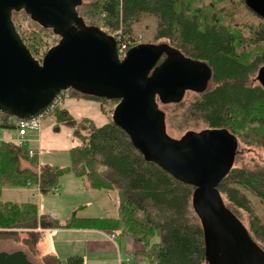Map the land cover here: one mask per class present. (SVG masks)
<instances>
[{
  "label": "trees",
  "instance_id": "obj_1",
  "mask_svg": "<svg viewBox=\"0 0 264 264\" xmlns=\"http://www.w3.org/2000/svg\"><path fill=\"white\" fill-rule=\"evenodd\" d=\"M198 1L89 0L86 3L81 0L77 9L84 19L85 28H99L109 35L121 32L126 41L133 35L143 38L142 34H132V27L146 22V17L151 16L156 22L151 26L155 41L141 43L168 46L188 62L206 65L212 70V76L204 87L187 90L179 101H165L158 96L169 136L168 117L163 106L175 105L182 107L186 121L193 118L203 121L206 129L202 131L224 129L237 139L239 145L240 140L245 142L250 135L264 148V87L260 82L259 85L248 83L255 74L258 81L259 70L264 65L247 57L250 52L245 50V36L234 33L225 25H218L211 15L201 12ZM242 2L249 11L264 20V15L252 9L247 0ZM22 12L42 28L49 29L25 10ZM16 13L13 12V18ZM122 27H125L124 31H121ZM49 30L61 39L59 32ZM253 35L254 42H264V27L263 30L254 31ZM20 36L39 61L51 49L44 53L43 58H39L35 36ZM240 46L244 48L242 51H239ZM213 83L215 87H211ZM189 92L197 95L190 102L185 101ZM59 97L61 100L95 102L101 106L104 115L107 114L104 107L109 103H115L116 106L119 103L117 98L80 88H70ZM61 100L50 112L55 118L56 132L67 127L72 130L73 137L82 141L80 145L70 148L71 166L44 164L37 171L36 159L30 156L29 149H23L14 141H0V186L22 187L34 181L40 185L41 192L46 193L54 190L64 172H73L87 178L93 188L119 191L123 198V222L138 241L148 245L149 264H206L204 226L194 206L196 186L147 160L130 134L114 121L115 109L109 118L111 121L96 125L94 118L89 116L81 119L75 117L71 110L62 106ZM0 117V127L18 128V118L3 112H0ZM23 162H26V166H23ZM242 189L250 191L264 202V168L240 167L234 162L216 186L223 201L227 197L233 205L251 212L249 200ZM82 222L75 223L73 220L67 226L82 225ZM105 222L112 228L120 225L119 219ZM259 224L256 222L252 225L254 235L246 228L253 240L262 246L258 240L264 244V226ZM40 226L44 229L61 227L57 220L40 216L38 206L33 202L0 203V240L21 239L17 229H37ZM30 236L34 237L32 244L37 245L40 235L30 234L31 244ZM149 249L152 256L149 255ZM43 260L44 264H63L57 256H44ZM0 264L33 263L23 251H0ZM68 264H83V260L71 257Z\"/></svg>",
  "mask_w": 264,
  "mask_h": 264
},
{
  "label": "water",
  "instance_id": "obj_2",
  "mask_svg": "<svg viewBox=\"0 0 264 264\" xmlns=\"http://www.w3.org/2000/svg\"><path fill=\"white\" fill-rule=\"evenodd\" d=\"M80 3L0 0V112L35 118L70 88L117 98L113 119L145 158L196 186L194 206L204 226L208 264H242V256H254L248 264H264V248L216 190L235 162L237 139L217 128L173 138L160 111L158 96L179 101L187 90L204 87L212 70L164 45L138 44L121 58L115 36L84 27ZM247 3L264 15V0ZM22 10L62 36L42 61L34 58L14 24L13 12ZM258 81L264 87V67Z\"/></svg>",
  "mask_w": 264,
  "mask_h": 264
},
{
  "label": "rangeland",
  "instance_id": "obj_3",
  "mask_svg": "<svg viewBox=\"0 0 264 264\" xmlns=\"http://www.w3.org/2000/svg\"><path fill=\"white\" fill-rule=\"evenodd\" d=\"M85 2L89 3V0H85ZM197 6L201 7L202 13L211 15L218 25H225L227 28L233 30L234 33L238 32L237 34L245 36V50L250 52L247 57L249 59H255L261 66L264 65V42H259V40L258 42H254L253 39L254 31L263 30L264 20L249 11L245 7L242 0H200L197 2ZM88 10L93 11L90 8H88ZM153 19L154 18L151 16L146 17V22L142 21L139 24H134L131 31L132 34H142L143 38L141 35H133L130 39L140 37L143 42L155 41V37L151 33V26L153 23H156ZM13 20L20 34H26L30 37L35 36L36 45L39 48V53L37 54L39 58H43L44 53L57 45L60 41L58 37L53 35L52 31L49 29H44L38 23L31 21L22 11L17 12ZM122 28L121 31H124L125 27L123 30ZM243 49L244 48L240 46L239 51H242ZM256 76L257 74L252 76L248 83H252V85H259V81H256ZM215 86V83L211 85V87ZM196 96L197 95L195 93L189 92L185 96V101L190 102ZM68 103H70L68 99L63 102L64 105ZM73 105L75 107H72V109L77 115V118L81 119L85 116H89V118H94L96 125H103L111 121L112 119L110 120L109 118H111V115H113V111L116 107L115 103H109L106 107H104L105 111L107 112V114L104 115L101 111V106L99 107V105L95 102H79L74 103ZM163 108L168 117L167 130L173 138L180 139L185 133L189 131H202L206 129V124L197 118L186 121L182 114L181 106L176 107L175 105H167L163 106ZM54 119V116L51 114H48L46 117H44L41 129L30 130L26 136L27 143L24 144L22 148L26 150H40V156H37V160L40 162L42 161L43 163L56 167H68L72 164V153L70 148L80 145L82 141L73 137L72 130L67 127H63L61 132H56L53 126ZM3 120H5V118ZM0 137H8L9 139L17 140L19 138L18 130L0 127ZM15 143H17V141H15ZM260 144L261 143L256 142L255 137L250 135H248V138L245 140V142L240 140L235 165L255 169L264 168V148H262ZM23 166H26V162H23ZM38 169L39 167L36 168L37 171ZM57 186L54 187L53 191L51 190L50 192L46 193H42L40 185L34 183V181L29 182L26 186L22 187L0 186V201L22 203L31 201V198L34 197L35 201L39 204V209L42 214L54 220H57L56 218L65 220V218L71 216L72 214L74 215L77 213L78 216H86L91 215L90 213H92L93 208L99 209L98 203H95V197H93L90 192L103 191V193H96L97 196L103 199L108 195L113 196L114 207L117 204V198L121 196L119 191L116 189L93 188L87 178L78 176L73 172H64L59 177ZM242 190L249 200L248 206L251 212L233 205V203L230 202L227 197H225V201L223 202H226L227 206L234 211L237 217L253 234V224L260 222L259 226H264V202L250 191L245 189ZM122 209L123 198L121 197L119 206L120 213L118 217L120 220V225L116 228L108 227L107 229H115L112 231L117 230L120 232L125 231L126 233H129L136 241V245L134 247H130L129 251L132 258L138 261V264H149V258L147 255V249L149 247L146 243L138 241L135 236L129 232L123 222ZM17 231H22V229H17ZM30 239L32 240L34 237L30 236ZM258 241L264 247V244L260 240ZM32 242L33 241H31V244ZM13 247L26 249V247L21 242L18 243L16 240H0L1 250H10ZM87 253L89 254V252ZM138 255H140L142 259H140ZM149 255L152 256L150 249ZM77 257H80L83 260V264H87L85 257ZM134 263L135 262L133 261L132 264Z\"/></svg>",
  "mask_w": 264,
  "mask_h": 264
},
{
  "label": "crops",
  "instance_id": "obj_4",
  "mask_svg": "<svg viewBox=\"0 0 264 264\" xmlns=\"http://www.w3.org/2000/svg\"><path fill=\"white\" fill-rule=\"evenodd\" d=\"M70 103L64 105V99L61 100L62 106L68 108L73 113L72 107H75L74 103H86L85 101H74L68 99ZM91 103V102H90ZM74 116L77 115L74 113ZM79 119V118H78ZM55 124V119L53 126ZM19 136V135H18ZM0 141H17L9 139L8 137L1 138ZM36 154L33 158L36 159L37 166L42 168L46 163L37 160V156H40V150H35ZM95 197V203H98L99 209L93 208L91 215L78 216L72 214L65 218V220H59L61 227L44 229L38 227L37 229H26L23 228L20 233L21 239H13L22 243L26 249L13 247L10 250H1L7 253H13L16 251H23L26 253L28 259L33 264H44V256H57L63 264H68L71 257L83 256L85 257L87 264H138V261L134 260L129 253L130 247H134L136 241L134 238L125 231H112L115 229H107L109 226L108 219H118L119 217V206L121 197L117 198V204L114 207V198L108 195L106 198H101L96 193H103V191L90 192ZM95 193V194H92ZM11 202V201H0V203ZM33 202L37 204L40 216H46L40 212L39 204L35 201L34 197L31 201H26L18 204H24ZM55 218V217H54ZM75 220V223L82 222V225L67 226L70 222ZM112 232L116 233V237L111 239ZM36 233L40 235V241L37 245L29 243V235ZM114 233V234H115ZM28 241V242H27ZM34 242V239H32ZM139 251V250H138ZM137 251V252H138ZM89 252V254L87 253ZM138 254V253H137ZM140 259L141 256L138 255ZM127 258V259H124Z\"/></svg>",
  "mask_w": 264,
  "mask_h": 264
},
{
  "label": "built area",
  "instance_id": "obj_5",
  "mask_svg": "<svg viewBox=\"0 0 264 264\" xmlns=\"http://www.w3.org/2000/svg\"><path fill=\"white\" fill-rule=\"evenodd\" d=\"M116 37L117 43H118V51L120 54V57L123 58L127 52L134 46L140 44L142 42L141 38H133V39H129V40H125L122 35L121 32L114 35ZM60 100L57 99L49 108L46 112H44L43 114L39 115L38 117L29 119V120H20L18 122V135H19V144L22 146L24 144L27 143V139L26 136L28 134V132L30 130H40L42 127V122H43V118L46 117L48 114H50V112L52 111V109L54 108L55 104ZM30 156H35L36 151L35 150H30L29 151ZM116 234L112 233L111 234V238H115Z\"/></svg>",
  "mask_w": 264,
  "mask_h": 264
},
{
  "label": "flooded vegetation",
  "instance_id": "obj_6",
  "mask_svg": "<svg viewBox=\"0 0 264 264\" xmlns=\"http://www.w3.org/2000/svg\"><path fill=\"white\" fill-rule=\"evenodd\" d=\"M163 58H165V56L163 57ZM165 59H167V58H165ZM164 59V60H165ZM237 154H238V151H237ZM237 154H236V156H237ZM226 207H228V206H226ZM237 216V215H236ZM205 252H206V250H205ZM207 252H206V254H205V260H206V264H208V262H207ZM253 257L254 256H242V259L244 258V261H243V263L242 264H248V261H251L252 259H253Z\"/></svg>",
  "mask_w": 264,
  "mask_h": 264
}]
</instances>
